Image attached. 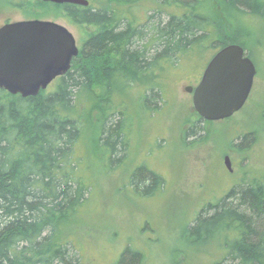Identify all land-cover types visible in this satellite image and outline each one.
Here are the masks:
<instances>
[{
  "label": "trees",
  "instance_id": "1",
  "mask_svg": "<svg viewBox=\"0 0 264 264\" xmlns=\"http://www.w3.org/2000/svg\"><path fill=\"white\" fill-rule=\"evenodd\" d=\"M28 1L8 4L26 7ZM140 1L89 0L88 6L49 2L69 23L92 26L93 32L82 40L80 54L56 79L55 88L23 97L0 87V264H81L79 249L63 230L90 203L91 185L81 172L83 157L78 154L86 131H94L91 141L108 154V166H119L129 148L131 120L121 96L128 98L133 87H143L142 102L154 112L165 100L167 74L180 59L210 46L243 45L236 41L239 33L227 30L229 7L264 11L259 0H223L226 17L219 19L202 10L203 0H154L180 8V13L152 8L139 21L133 10ZM212 28L227 30L230 37L213 38ZM210 38L214 40L209 45ZM94 110L99 116L95 124ZM201 121L186 135L203 131ZM252 134L242 135V145ZM258 178L203 206L189 225L190 242L222 249L212 264H264V176ZM131 184L150 193L160 189L164 179L139 165ZM234 229V241H198ZM142 263L143 254L128 246L112 264Z\"/></svg>",
  "mask_w": 264,
  "mask_h": 264
},
{
  "label": "rangeland",
  "instance_id": "2",
  "mask_svg": "<svg viewBox=\"0 0 264 264\" xmlns=\"http://www.w3.org/2000/svg\"><path fill=\"white\" fill-rule=\"evenodd\" d=\"M222 1L203 0L202 10L214 18H224ZM152 8L180 13V8L156 4L154 0H141L133 11L143 21ZM228 10L231 20L225 19L227 30L239 33L236 41L243 44L257 67L249 101L232 118L201 121L203 131L196 136L186 135L199 119L186 86L197 83L219 50L211 46L202 54L180 59L178 66L169 70L165 100L154 112L142 102L143 87H133L128 98L121 96L131 120L129 148L119 166H108V154L91 141L94 131L87 130L78 147L83 157L81 172L91 185L90 203L63 232L79 249L81 264L115 263L128 246L143 254L142 264H212L221 258L222 249L214 243L190 242L189 225L203 206L216 203L232 187L264 176V11L251 13L235 7ZM27 19L66 25L80 47L94 30L92 26L69 23L58 6L43 0H29L26 7L0 0V27L8 21ZM212 30L213 38L229 36L227 30ZM56 84L54 80L47 90ZM92 117L95 124L99 117L96 110ZM248 131L253 138H247L242 145L241 137ZM226 155L231 157L233 171L225 163ZM139 165L161 175L163 186L154 187L150 193L137 190L131 176ZM221 236L215 234L198 241H234L236 230Z\"/></svg>",
  "mask_w": 264,
  "mask_h": 264
},
{
  "label": "water",
  "instance_id": "3",
  "mask_svg": "<svg viewBox=\"0 0 264 264\" xmlns=\"http://www.w3.org/2000/svg\"><path fill=\"white\" fill-rule=\"evenodd\" d=\"M89 5V0H43ZM81 48L73 32L54 20L10 21L0 27V87L23 97L36 96L71 68ZM257 67L240 43L219 49L208 62L193 93V104L207 121L241 110L254 87ZM225 163L231 169L230 157Z\"/></svg>",
  "mask_w": 264,
  "mask_h": 264
},
{
  "label": "flooded vegetation",
  "instance_id": "4",
  "mask_svg": "<svg viewBox=\"0 0 264 264\" xmlns=\"http://www.w3.org/2000/svg\"><path fill=\"white\" fill-rule=\"evenodd\" d=\"M206 68V67H205ZM205 68H204V70H205ZM203 73H204V71H203ZM203 73H201V75L199 76V78H197L196 79V82L197 83H194V84H189V85H187V86H193V87H196L198 84H199V82H200V80H201V78H202V76H203ZM256 76H257V74H256ZM256 76H255V79H256ZM195 82V81H194ZM252 91H253V89H252ZM252 91H251V93H250V95H249V98L247 99V101H246V103H245V105L243 106V108L246 106V104H247V102L249 101V99H250V97H251V95H252ZM188 93H190L191 94V96H192V102H193V93H191V92H188ZM194 106V105H193ZM242 108V109H243ZM241 109V110H242ZM194 113L197 115V117L200 119V115L198 114V112L195 110V108H194ZM233 116H231V118H232ZM202 119V118H201ZM226 119H229V118H226ZM223 120H225V119H223ZM205 122H209V121H207V120H204ZM249 132V131H248ZM227 156H229V155H226L225 156V158L227 157ZM230 157V156H229ZM230 160H231V157H230ZM230 170H232L233 171V169H232V167H231V169Z\"/></svg>",
  "mask_w": 264,
  "mask_h": 264
}]
</instances>
